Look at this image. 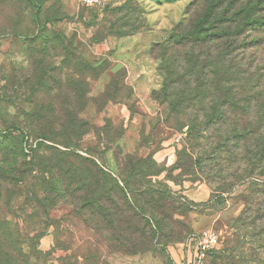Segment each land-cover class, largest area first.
Listing matches in <instances>:
<instances>
[{"label":"rangeland","instance_id":"rangeland-1","mask_svg":"<svg viewBox=\"0 0 264 264\" xmlns=\"http://www.w3.org/2000/svg\"><path fill=\"white\" fill-rule=\"evenodd\" d=\"M206 10L203 34L254 21L191 53L227 50L233 72L220 81V118L207 123L212 90L200 109L177 111L176 94H156L174 56L159 49ZM261 21L264 0H111L102 10L0 0V167L15 177L0 184V219L41 234L23 244L30 264H188L184 244L209 228L219 241L200 264H264V176L252 170L264 132ZM40 132L74 133L64 146Z\"/></svg>","mask_w":264,"mask_h":264},{"label":"trees","instance_id":"trees-1","mask_svg":"<svg viewBox=\"0 0 264 264\" xmlns=\"http://www.w3.org/2000/svg\"><path fill=\"white\" fill-rule=\"evenodd\" d=\"M209 14L210 11L206 10L198 19V22L194 24V28L192 30L187 31L185 33H177L172 35L170 42L167 45L165 44L161 46L159 51L161 52L162 58L165 57L164 55L167 53L168 54L172 53L174 54V56L171 58L173 63H170L171 61H168L163 64V69L166 73H168V78L167 76H165L166 79L164 80V84L162 88L158 92H156V94L163 97H166L167 95H169V93L176 94V98L172 100L170 104V108L174 111H177L180 108H182V105L188 103V101L197 103L200 109V107L203 106L202 105L203 98L205 94L208 93L205 91V88H208L209 91L212 90L211 97L214 101L212 102L210 116H207V118L204 121L206 123L220 118L221 116L220 108L222 105L220 103V99L222 98L220 81H222L226 77L227 73L229 72L233 73V72L227 66V64L224 63L225 62L224 59H226V55H227V50H223V51L220 50L222 51L218 53L220 54V56H218L217 58L213 57L206 60L196 59L195 55H191V53L193 52L194 47H197L199 45L200 46L204 45L209 41L218 42L223 37H232L238 31H242L246 29L247 26L252 25L254 22L244 17L243 20L238 24V26L234 27L233 30H230L231 27L224 28L223 30H217L215 28V30L211 34H203L204 31H207L205 27H207V25L210 24ZM221 19L223 18H219V19L216 18V21H220ZM226 47L227 48L231 47L229 40L226 43ZM169 50H173V51L170 52ZM180 50H189V52L181 54L179 53ZM199 55L200 54L197 53V57H200ZM179 58L180 59L182 58L183 61L181 62L179 60L180 61L179 65L178 63L175 64ZM222 59L224 61H222ZM207 73L212 74L209 80L205 78V75ZM177 75L179 76L178 78L175 79ZM172 82L180 83V87L173 88ZM175 89H178V91L174 92L173 90ZM32 115L36 116V119L39 120L43 119L44 117V114L39 115V112L36 113V115L34 113ZM55 117L58 118L57 121L61 120L58 115ZM75 120L76 119L71 116V122H75ZM63 124L64 123H62V125ZM71 128L72 129L74 128V124L71 125ZM73 133L68 134L67 136H65V139H62L60 141L56 140L55 138L47 137L44 134V132H40L39 135L43 139L53 141L54 143H61L62 145L65 146L71 143L70 142L71 138L69 139V136L73 135ZM252 152H253L252 170L255 172L256 175L264 176V132H262V134L260 133L259 136L256 137L255 148ZM137 163L138 162L136 161L133 163L129 175H133V174L137 175V171H139L140 169L137 166ZM242 177L244 176L241 175L240 178ZM14 179L15 177L12 175L11 170L3 169L0 167V184L6 181L12 182L14 181ZM123 180L124 182L127 181L125 178ZM260 185L264 186V180L260 182ZM220 190L223 191L224 188H220ZM63 192L64 194H67L66 189H64ZM103 192L104 190L101 189V191L97 193V195L101 196L102 199L104 198L102 194ZM39 202H41V200H39ZM125 204H127V207L128 209H130V211L136 208L135 203H131L125 200ZM101 213L103 216H105L104 218H106V220H108L109 218L108 215L111 214L108 211ZM5 221L6 220L4 219H0V264H30L29 254L24 251L23 244L27 240H34L36 238H39L41 234L37 233L28 238L27 236L21 235L19 229L12 230L7 226L5 228L4 227Z\"/></svg>","mask_w":264,"mask_h":264},{"label":"built area","instance_id":"built-area-1","mask_svg":"<svg viewBox=\"0 0 264 264\" xmlns=\"http://www.w3.org/2000/svg\"><path fill=\"white\" fill-rule=\"evenodd\" d=\"M80 6L89 9L102 10L111 0H76ZM219 234L212 228L202 230L198 235L191 236L184 244L186 250L193 249L192 259L188 264H200L207 254L217 247Z\"/></svg>","mask_w":264,"mask_h":264}]
</instances>
